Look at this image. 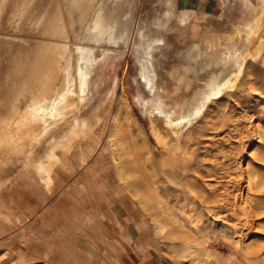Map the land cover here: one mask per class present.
<instances>
[{
    "label": "rangeland",
    "instance_id": "obj_1",
    "mask_svg": "<svg viewBox=\"0 0 264 264\" xmlns=\"http://www.w3.org/2000/svg\"><path fill=\"white\" fill-rule=\"evenodd\" d=\"M135 2L134 28L164 41V55L152 54L154 93L142 79L143 49L134 54L131 44L119 47L96 72L90 123L56 149L50 180L23 160L0 176V264H41L40 250L26 246L39 235L40 224L32 228L25 212L44 199V188L78 175L96 176V183L126 192L168 264H264V216L249 222L255 205L245 190L249 181L264 178V41L255 43L259 59L246 58L234 88L181 127L179 141L163 118L151 113L161 106L177 119L198 103L206 84L224 71L221 59L243 48L237 28L258 19V2L224 0L204 16L176 12L173 0ZM194 42L201 44L198 56L190 54ZM206 57L212 60L207 67ZM112 251L110 256L92 250L70 264H116Z\"/></svg>",
    "mask_w": 264,
    "mask_h": 264
},
{
    "label": "bare ground",
    "instance_id": "obj_2",
    "mask_svg": "<svg viewBox=\"0 0 264 264\" xmlns=\"http://www.w3.org/2000/svg\"><path fill=\"white\" fill-rule=\"evenodd\" d=\"M257 2L258 19L237 28L243 48L221 59L224 71L206 84L198 103L177 119L161 106L151 108L177 141L181 127L190 126L209 101L234 88L246 58L259 59L261 49L255 43L264 41V0ZM135 6V0H0V176L23 160L50 180L56 149L78 138L90 123L94 111L89 104L98 94L96 72L119 47L131 44L134 54L143 49L142 79L154 93L152 54L164 55V41L134 28ZM161 28L168 30L164 23ZM201 51L194 42L190 54ZM202 63L207 67L212 60L206 57ZM245 190L248 203L255 205H250L253 216L248 215L253 222L264 216V178L249 181Z\"/></svg>",
    "mask_w": 264,
    "mask_h": 264
},
{
    "label": "crops",
    "instance_id": "obj_3",
    "mask_svg": "<svg viewBox=\"0 0 264 264\" xmlns=\"http://www.w3.org/2000/svg\"><path fill=\"white\" fill-rule=\"evenodd\" d=\"M176 12L190 16L214 14L224 0H173ZM78 175L62 186L57 182L43 189L44 199L25 212L39 235L31 246L40 250L41 264H70L76 257L100 249L113 255L116 264H168L146 228L144 214L119 186L96 183ZM145 241H148L145 247Z\"/></svg>",
    "mask_w": 264,
    "mask_h": 264
}]
</instances>
